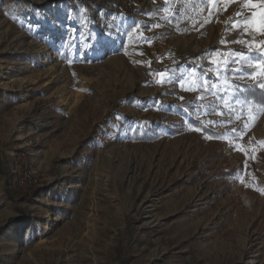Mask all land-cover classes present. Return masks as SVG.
Returning <instances> with one entry per match:
<instances>
[{"label":"rangeland","instance_id":"1","mask_svg":"<svg viewBox=\"0 0 264 264\" xmlns=\"http://www.w3.org/2000/svg\"><path fill=\"white\" fill-rule=\"evenodd\" d=\"M261 20L0 0V264H264Z\"/></svg>","mask_w":264,"mask_h":264},{"label":"snow or ice","instance_id":"2","mask_svg":"<svg viewBox=\"0 0 264 264\" xmlns=\"http://www.w3.org/2000/svg\"><path fill=\"white\" fill-rule=\"evenodd\" d=\"M209 2H214V0H209ZM251 2V0H249V3ZM255 23V22H253ZM257 31H261V32H264V20H261L256 28ZM261 54L264 55V50H261ZM238 57L237 56H234L233 59L231 61H229L228 63L230 64H235V63H238ZM262 68H264V65H261ZM252 69V66L251 64H249L248 68H244V67H241V68H233L231 69V71L233 72H239L241 73L242 75H246L248 74L249 71H251ZM264 78V77H262ZM253 88L255 89H258L260 90L261 92H264V82H257L256 84H254L252 86ZM199 130V129H197Z\"/></svg>","mask_w":264,"mask_h":264},{"label":"trees","instance_id":"3","mask_svg":"<svg viewBox=\"0 0 264 264\" xmlns=\"http://www.w3.org/2000/svg\"><path fill=\"white\" fill-rule=\"evenodd\" d=\"M264 82V80H263ZM246 87V90L242 94L249 99H251L256 105H264V92H261L258 89L253 88L254 84H243ZM195 125H200V122H195ZM204 131H210L208 128L203 127Z\"/></svg>","mask_w":264,"mask_h":264}]
</instances>
